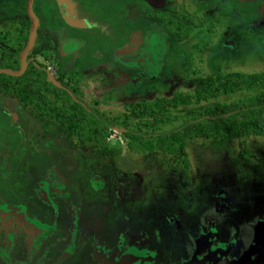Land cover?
I'll return each instance as SVG.
<instances>
[{
  "label": "rangeland",
  "instance_id": "obj_1",
  "mask_svg": "<svg viewBox=\"0 0 264 264\" xmlns=\"http://www.w3.org/2000/svg\"><path fill=\"white\" fill-rule=\"evenodd\" d=\"M47 2L48 0L34 1L33 10L39 19V27L29 57L46 69L48 78L54 85L65 87L73 97L79 98L89 112L105 121L108 129L97 138L99 144L94 147L88 145L93 152L83 153L80 147L72 144H78L74 138H71V143L65 138H68L65 132L54 127L49 130L40 127V122L32 117L31 111L0 91L2 220H9L13 231H20L22 239H26L28 229L24 222L12 218L17 210H23L28 203L34 205V201L28 200V196L31 193L36 195L33 187L38 186V174L46 173V167L51 166L62 177L64 190L68 194L56 203V213L61 219L63 234L68 235L70 231L72 234H79L86 226L83 234L87 236L82 237V240H87L88 235L95 233L97 229V237L107 241L112 247L117 245L120 234L128 232L132 239L128 234L123 235L121 243L115 249L122 247L123 251L128 248L126 245L129 240L132 244L142 245L141 240L145 239L151 250H159L156 253L162 264H186L194 261V256L192 259L188 258L194 240L201 238L195 240L198 245L196 252H200L203 251L200 248L206 246L213 250L211 241L215 238L222 247V252L230 247L222 246V243H230L232 257L229 264H264V135L234 140L228 151H216L218 143L213 139H194L187 144L186 163H182L175 156L158 153L142 156L129 154L123 146L126 135H120L121 130L115 129L114 124L125 130L126 128L112 121L113 117L125 111L128 103L170 97L176 92L193 95L199 82L208 77L217 78V95L205 101L192 100L189 104L172 110V120L162 125L160 132L168 133L181 128L190 119V110L200 111L216 102L229 103L260 92L264 88V79H259L253 88L228 93L222 91L220 83L222 85L224 82L221 75L226 73L260 75L264 72V18L257 12L258 6H262V0H222V40L221 33L213 36L206 30L201 33L189 31L180 40L170 35L167 39L170 47L167 46L168 52L164 58L165 76L156 78L162 72L161 60L151 63L149 67L134 61L133 65L142 69L136 77L137 84L127 82L131 76L120 79L118 74L108 70V62L113 61L114 47L127 40L121 41L123 33L115 34L111 40H107V35H98L96 47L105 55L102 61L89 55L95 53V50H85L76 60L70 55L68 59L58 58L61 36L51 31L52 21L46 12ZM137 4L141 3L131 0L128 17H122L125 30H132L133 26H137L133 18L138 9ZM25 8L26 0L0 1V11H4L0 14V32L6 48L15 54L23 49L30 27ZM148 15L147 13L143 28H149L157 22ZM162 26L164 35L171 31L168 27L166 30L165 25ZM231 38L233 42L229 41ZM134 41L132 34L130 43L123 47L124 51ZM220 41L222 45H219ZM194 42L196 44L192 46ZM67 48L72 47L70 45ZM177 53L182 54V59L177 58ZM142 79L145 81H141ZM7 122H14L16 126L26 122L23 124L25 127L28 126L27 123L36 127L38 125L37 133L32 132L29 137L50 138L48 143L35 141L43 150L33 162L32 155H17L13 151L17 149L21 136L18 132L7 131ZM99 181L104 182L105 186ZM44 186V195L48 199L59 191L60 185L53 172ZM89 195L93 197L90 198ZM81 200L84 203L78 207ZM70 204L80 208L81 212L71 210ZM103 206L106 210H103ZM36 213L42 215L41 211ZM50 213L53 214L51 210ZM2 220L0 228H3ZM74 221V228L70 230ZM38 229L37 225L35 230ZM37 232L39 234L34 235L35 240L30 245L32 249L41 233ZM10 233L8 230V234ZM54 238L56 236L50 238V241ZM142 246L146 248L148 244ZM92 248V244L86 248L76 247L73 253L61 249L57 254L58 257H63L59 264H97ZM112 251L98 249L97 256L105 264H109L103 256ZM148 251L153 259L159 261L155 253L149 248ZM199 256L200 254L191 264L197 263ZM216 256L214 252L204 255L201 262L212 264ZM226 260L227 257H222L221 254L216 264H226Z\"/></svg>",
  "mask_w": 264,
  "mask_h": 264
},
{
  "label": "flooded vegetation",
  "instance_id": "obj_2",
  "mask_svg": "<svg viewBox=\"0 0 264 264\" xmlns=\"http://www.w3.org/2000/svg\"><path fill=\"white\" fill-rule=\"evenodd\" d=\"M130 1L131 0H48L47 2L48 7L46 12L47 14H49L50 20L52 21L51 31L61 36V41L59 43L60 55L58 58L68 59L67 57H69L70 55V57H73L76 60L77 58H80L79 57L80 55H83V52L85 50L87 51L95 50V53L92 52L89 55L92 56L95 60L102 61L105 55L100 48L96 47V44L98 42L96 38L98 37V35L99 34L107 35L108 36L107 40L108 39L111 40L114 38L115 34L119 35L120 33H123L122 34L123 37L120 38L121 41H124L125 39L127 40H125V42H121L120 45H116L114 47L112 52L113 61L108 62L110 65L108 70L114 71V74H118L120 79L121 78L128 79L127 77L131 76L132 78H129L127 82H131L135 84L136 77L138 76L139 73L142 72V69L141 67L133 65L134 61H136L135 63L140 62L144 67L146 66L149 67L151 63L153 62L156 63L157 61L161 60L162 64L160 63V65H162V72L161 75L156 78H163L165 76L164 58L168 52L167 46L170 45V43L168 45L167 42V39H169L170 35L172 36L174 35L177 40H180L184 36H187L189 31L194 30L195 33H201L202 31L206 30V32H209V34H212L213 36L221 33V40H222V0H152V2L146 0H134L141 3L140 5L137 4L138 9L134 12L135 16H133L138 27L133 26L132 30L130 29L125 30L126 26L123 24L124 19L122 17H128L131 9ZM263 6H264V0H262V6L261 7L260 5L258 6L257 12L260 14L259 16L264 18ZM143 7H145V9ZM3 12L4 11H0V14H2ZM147 13L149 14L148 15L149 18L152 17L151 19H154L157 22L153 23L149 28H143L146 23ZM116 19L118 20L117 23H116ZM168 24L173 26L172 28L174 29L175 32H171V31L166 32L164 35L162 30L163 27L162 25H165V29L167 30L168 29L167 27H169ZM132 34H134L135 41L134 43L131 44L130 48L124 51L123 47H125L127 44L130 43ZM37 35H38V28H37ZM37 35H36V39H37ZM89 38L90 40H88ZM27 39H28V34H27ZM229 41L233 42V39L231 38L229 39ZM61 43H63L62 46ZM69 44L71 45L72 48H67V46H70ZM195 44H196L195 42L192 43V46H194ZM219 45H222V41L219 42ZM32 49L30 50L27 56L28 65L26 71L31 65L36 66L38 69L46 73L47 80L51 82L48 78V73L46 69L41 68L36 62L30 59L29 55ZM7 52H10L14 56H16L19 62L20 53L15 54L13 51H10L8 50V48H6L3 42L2 33L0 32V62L1 59H3L6 56L5 53ZM163 52L164 55H162ZM177 58L182 59V54L177 53ZM93 64L95 63L93 62ZM18 69L19 66L16 70L14 69L11 70L17 71ZM1 75H5V74H1ZM141 81H145V79H142ZM51 84L54 85L52 82ZM54 86L57 87L56 85ZM58 88L67 90L65 87H58ZM68 93L70 94L69 91ZM17 102L19 101L17 100ZM25 123L26 122H22V125L20 124L16 126L14 122H7L5 124L7 126L5 129L7 131L12 130L18 132V134L21 136L17 149H14L13 151H15L17 155L18 153H24V154L26 153L32 155V162H33L36 155L43 150L40 146L39 147L37 146L35 141L39 140V143H43V142L48 143L49 141L48 139L50 138L44 136L29 137V134H31L32 132L37 133L38 125L36 127L31 123H27L28 126L25 127L23 125ZM114 125H115L114 126L115 129L121 130V132H119L120 135L128 134V130L123 129L116 124ZM40 127L44 128L45 130H49V128L51 127L59 129L55 125H49L48 127H44L42 126L41 123H40ZM107 129H108V125H107ZM65 138L70 140V142L72 140L71 139L72 137H68V138L65 137ZM126 142H127V136H126ZM126 142L123 144L125 150H127V152L131 155L139 156L132 154L128 151ZM72 144L80 147L83 153L85 152L87 153L90 151L93 152V150H90V148H88L89 144H80V143H78L79 145L74 143ZM90 146L92 147V145ZM84 156H89V155H84ZM91 157H96V155H91ZM32 162L29 165V169L30 166L32 165ZM46 171L47 172L44 174L42 172L38 174L40 176L38 180V186L33 187V193H35L36 195H33L31 193L28 196V200L34 201L32 202V204L34 205L31 206L30 203H28L29 205L24 206L23 210L21 211L17 210L15 212V216L12 218V219L22 220L25 226L27 227L28 231L25 240L22 239L23 235L20 231L18 230L13 231V229L10 227L11 224L9 220L7 219L2 220L0 214V220L4 222L2 224L3 228H0V264H59L63 259V257H58L57 255L61 249H64L65 251H67V253L68 252L73 253L76 251V247L86 248V246L89 244L93 245L92 249L94 252V259L95 261H97V264H105L97 256V250L98 249L107 250L109 252L113 250L111 254L107 255L110 257L114 255L115 252L119 249V248L118 249L115 248L121 243L122 236L128 234L131 236L132 239V235L128 232L120 234L117 245L111 247L108 245L107 241L97 237V232H96L97 229H95V233L88 235L87 240L85 241L82 240V237L87 236L83 234L84 228L86 226L82 228L79 234L78 233L72 234L71 231L69 232L68 235L63 234L64 230L60 227L61 219L56 213L57 212L56 203L58 200L67 197L68 194L64 190V182L62 177L58 173L57 169L55 167L49 166L46 167ZM51 172H53L56 178L58 179L60 188L57 193H55L53 196H51V198L49 197L48 199L44 195V188H45L44 184L46 181H48ZM28 177H29V170H28ZM95 182L96 181H94V185ZM102 184L105 186L104 182H102ZM89 197L92 198L93 196L89 195ZM66 203L69 204V201H66ZM83 203L84 202H82V200L78 202V207H81ZM69 206L71 207V210L73 211L77 210V212L79 210L81 212L80 208H77V206L76 208L75 205L73 204H70ZM50 210L53 212V214L50 213ZM53 210L55 211V213ZM103 210H106L105 206H103ZM40 211L42 212V215H40V213L39 214L36 213ZM95 217L96 216H93V218ZM74 223L75 221L69 227L70 230L74 228ZM37 225L41 233L34 244V248L32 249L30 245L32 241L35 240L34 235L39 234L37 231L34 232V229L37 227ZM8 230L11 231L10 234H8ZM54 236H56V238H54L53 241H50V238ZM143 238L146 237L144 236ZM10 239L11 242L9 241ZM196 239H201V238H196ZM195 240H194V245H192V247L189 250L190 256L188 258L192 259L194 256L196 260V258L200 254L198 262L199 264H204L201 262V259L204 260L203 258L204 255L211 254L212 252H214V254L216 253L217 256L215 260L212 261V264H216L221 254L222 257H227L228 260H226V264L227 263L229 264L230 262L229 259L232 257L230 254L231 253L230 243H222V246L225 245H228V247L230 246L227 251L222 252V247L220 246L218 240L214 238V240L211 241L212 242L211 244L214 246L213 250H211L209 246H206L204 248H200L203 249V251L196 252V246L198 245H197V241L195 242ZM28 242H30L29 245ZM141 242L142 245L148 244L149 250L155 253L159 259L158 253H156L159 250L157 251L151 250L149 242H145V239L141 240ZM130 244H132L131 240H130ZM130 244L128 245L133 249L145 248L144 246L141 247V245L138 247H134V245L137 246L139 244H132L133 246ZM201 244L202 243H200V245ZM161 255L163 254L161 253ZM136 256H139L141 258L144 256V254L143 252L140 251L139 253L136 254ZM104 259L109 261V264H118V263L122 264L125 261L127 262V264H130V258L127 255H125V257L118 256L112 259H106V258ZM195 260L186 264H191L195 262ZM156 261L159 262V264H162V261L160 259L159 261L158 260Z\"/></svg>",
  "mask_w": 264,
  "mask_h": 264
},
{
  "label": "trees",
  "instance_id": "obj_3",
  "mask_svg": "<svg viewBox=\"0 0 264 264\" xmlns=\"http://www.w3.org/2000/svg\"><path fill=\"white\" fill-rule=\"evenodd\" d=\"M171 32L173 26L168 24ZM0 68L16 70L18 58L5 53ZM261 75V76H260ZM230 72L220 88L223 92L253 88L262 74ZM215 77L199 82L193 95L176 92L170 97H157L153 100L128 103L125 111L112 118L128 130L126 146L135 155L162 154L175 156L186 163L187 144L194 139H213L218 145L216 151H228L234 140L264 135V88L251 96L232 102H216L200 111L190 110V119L179 129L168 133L160 132L161 126L172 120V110L179 106L205 101L215 97ZM237 88V89H235ZM0 91L10 98L17 99L24 109L42 126H57L61 132L80 144L96 146L99 138L107 130L106 122L80 103L78 97L71 96L67 90L55 87L47 80L44 71L31 65L20 77L0 75ZM47 129V128H46Z\"/></svg>",
  "mask_w": 264,
  "mask_h": 264
},
{
  "label": "water",
  "instance_id": "obj_4",
  "mask_svg": "<svg viewBox=\"0 0 264 264\" xmlns=\"http://www.w3.org/2000/svg\"><path fill=\"white\" fill-rule=\"evenodd\" d=\"M149 2H152V0H146ZM33 3L34 0H26V14L30 20V27L28 32V39L25 44V47L22 49V51L19 54V69L17 71L8 69V68H1L0 69V75L5 74L12 77H19L22 76L28 65L27 56L30 52V50L34 46V42L37 35V28L39 25L38 18L36 17L34 11H33Z\"/></svg>",
  "mask_w": 264,
  "mask_h": 264
},
{
  "label": "bare ground",
  "instance_id": "obj_5",
  "mask_svg": "<svg viewBox=\"0 0 264 264\" xmlns=\"http://www.w3.org/2000/svg\"><path fill=\"white\" fill-rule=\"evenodd\" d=\"M70 45V44H69ZM140 67V66H139ZM143 68V67H142ZM54 180V178L52 179V181ZM51 181V182H52ZM50 182V183H51ZM49 185V184H48ZM51 187V186H49ZM52 190V189H51ZM48 193V192H47ZM126 243V242H125ZM127 244H130V240H129V243L127 242ZM132 245V244H130ZM124 246V245H123ZM133 246V245H132ZM140 245H134V247H138ZM126 249H124L122 251V247H120L114 255L112 256H106L104 255L103 257L106 258V259H112V258H115V257H118V256H123L125 257V255H127L129 258H130V264H159V262H157L156 260L157 259H153V256L151 255V253L148 250V247L146 248H136V249H133L132 247H130L129 245H126ZM142 247V245H141ZM100 251V250H99ZM143 252L144 256L143 257H139V256H136L137 253L139 252ZM152 257H151V256ZM195 264H199L198 262L195 263Z\"/></svg>",
  "mask_w": 264,
  "mask_h": 264
},
{
  "label": "crops",
  "instance_id": "obj_6",
  "mask_svg": "<svg viewBox=\"0 0 264 264\" xmlns=\"http://www.w3.org/2000/svg\"><path fill=\"white\" fill-rule=\"evenodd\" d=\"M263 8H264V6H263ZM37 231H40V230L38 229ZM34 232H36V230H35V229H34Z\"/></svg>",
  "mask_w": 264,
  "mask_h": 264
}]
</instances>
